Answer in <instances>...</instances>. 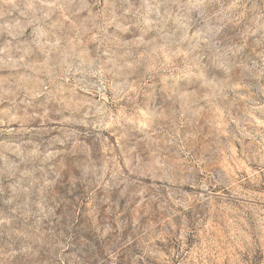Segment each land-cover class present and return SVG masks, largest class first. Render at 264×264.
Segmentation results:
<instances>
[{
  "label": "rangeland",
  "instance_id": "374dc122",
  "mask_svg": "<svg viewBox=\"0 0 264 264\" xmlns=\"http://www.w3.org/2000/svg\"><path fill=\"white\" fill-rule=\"evenodd\" d=\"M0 264H264V0H0Z\"/></svg>",
  "mask_w": 264,
  "mask_h": 264
}]
</instances>
